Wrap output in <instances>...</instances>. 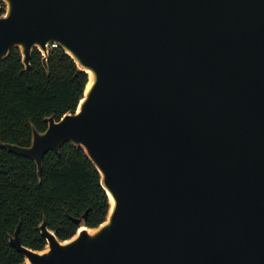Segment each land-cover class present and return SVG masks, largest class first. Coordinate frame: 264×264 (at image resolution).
I'll list each match as a JSON object with an SVG mask.
<instances>
[{
	"label": "water",
	"instance_id": "95a60500",
	"mask_svg": "<svg viewBox=\"0 0 264 264\" xmlns=\"http://www.w3.org/2000/svg\"><path fill=\"white\" fill-rule=\"evenodd\" d=\"M0 61L86 72L75 110L33 125L31 159L70 142L99 173L105 219L19 264H264V0H2ZM86 216V212L83 217ZM79 223L80 218L74 219Z\"/></svg>",
	"mask_w": 264,
	"mask_h": 264
},
{
	"label": "trees",
	"instance_id": "16d2710c",
	"mask_svg": "<svg viewBox=\"0 0 264 264\" xmlns=\"http://www.w3.org/2000/svg\"><path fill=\"white\" fill-rule=\"evenodd\" d=\"M47 63L48 72L35 48L30 69L22 71L17 47L0 61V141L28 146L32 125L44 131L46 117L54 115L58 120L75 110L87 82L86 72L59 46L49 50ZM108 207L99 173L81 148L66 142L59 154L48 151L39 181L31 159L0 147V264H19L24 259L8 241L17 224L21 243L39 250L46 243L38 228L44 218L63 240L80 225L100 224ZM78 218L79 223L74 221Z\"/></svg>",
	"mask_w": 264,
	"mask_h": 264
},
{
	"label": "built area",
	"instance_id": "2783aa9c",
	"mask_svg": "<svg viewBox=\"0 0 264 264\" xmlns=\"http://www.w3.org/2000/svg\"><path fill=\"white\" fill-rule=\"evenodd\" d=\"M5 12H6V5H5V3L2 0H0V18L3 17ZM56 47H58L57 44H55V43L50 44V49L51 48H56Z\"/></svg>",
	"mask_w": 264,
	"mask_h": 264
}]
</instances>
